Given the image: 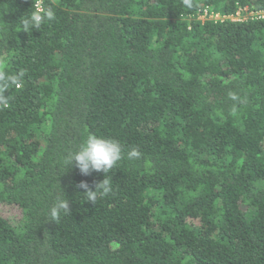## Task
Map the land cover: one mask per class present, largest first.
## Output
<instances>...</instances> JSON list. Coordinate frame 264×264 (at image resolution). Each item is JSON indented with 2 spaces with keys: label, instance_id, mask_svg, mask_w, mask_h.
<instances>
[{
  "label": "trees",
  "instance_id": "16d2710c",
  "mask_svg": "<svg viewBox=\"0 0 264 264\" xmlns=\"http://www.w3.org/2000/svg\"><path fill=\"white\" fill-rule=\"evenodd\" d=\"M35 2L0 0V264H264V0Z\"/></svg>",
  "mask_w": 264,
  "mask_h": 264
},
{
  "label": "clouds",
  "instance_id": "9594fccd",
  "mask_svg": "<svg viewBox=\"0 0 264 264\" xmlns=\"http://www.w3.org/2000/svg\"><path fill=\"white\" fill-rule=\"evenodd\" d=\"M35 9V8H34ZM36 12V10H35ZM55 18L52 10H47L43 15L34 13L30 18L24 20L25 29H38L44 20L51 21ZM19 77L0 76V80L4 81V87L10 83H16ZM128 159H140L141 153L138 149H132L128 152ZM123 158V149L120 142L113 138H105L95 134H89L84 142L79 146L78 150L73 153L67 161V164L79 168L81 174L89 175L91 172H103L105 178L100 182L95 190L88 188L86 183H82L83 187L89 195V201L94 202L97 197V189H100L99 195H107L111 190V181L106 174ZM63 209L69 211V205L64 200H59L53 206L51 215L53 219H58L59 211Z\"/></svg>",
  "mask_w": 264,
  "mask_h": 264
},
{
  "label": "built area",
  "instance_id": "2783aa9c",
  "mask_svg": "<svg viewBox=\"0 0 264 264\" xmlns=\"http://www.w3.org/2000/svg\"><path fill=\"white\" fill-rule=\"evenodd\" d=\"M42 2H43V0H36V2L34 4V8L36 10V13L42 12ZM249 10L250 9L245 7L243 9H240L239 11H237L234 15L224 16V15H221L220 13H218L217 11H215L213 8L206 7L198 15V19L199 20L208 19V20L214 21V22H219V21H224V20H229V19L232 21H242V20H245V18L242 17L241 14L245 13L246 17H247L248 16L247 13L249 12ZM244 11H246V12H244Z\"/></svg>",
  "mask_w": 264,
  "mask_h": 264
},
{
  "label": "rangeland",
  "instance_id": "374dc122",
  "mask_svg": "<svg viewBox=\"0 0 264 264\" xmlns=\"http://www.w3.org/2000/svg\"><path fill=\"white\" fill-rule=\"evenodd\" d=\"M244 12H246V11H244ZM247 14H248V15H251V17L254 16L253 18H255V17H258V18H259V17H262V16H263V13H261V14H260V13H257V14H255V13H252V12H251V13L248 12ZM242 15H243V14H241V16H242ZM189 20H190V19H189ZM207 20H208V19L200 20V21H207ZM208 21H210V20H208Z\"/></svg>",
  "mask_w": 264,
  "mask_h": 264
}]
</instances>
